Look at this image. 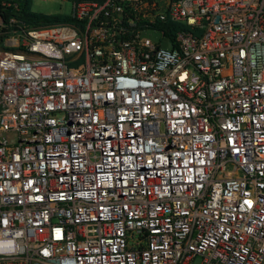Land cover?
I'll return each mask as SVG.
<instances>
[{
	"label": "built area",
	"instance_id": "1",
	"mask_svg": "<svg viewBox=\"0 0 264 264\" xmlns=\"http://www.w3.org/2000/svg\"><path fill=\"white\" fill-rule=\"evenodd\" d=\"M68 17L0 16V264H264V0Z\"/></svg>",
	"mask_w": 264,
	"mask_h": 264
},
{
	"label": "trees",
	"instance_id": "2",
	"mask_svg": "<svg viewBox=\"0 0 264 264\" xmlns=\"http://www.w3.org/2000/svg\"><path fill=\"white\" fill-rule=\"evenodd\" d=\"M31 2L32 0H0V16L4 21H7L10 17H13L16 21V25H25L30 28L57 26L71 23L70 18L65 15H43L31 12ZM173 29L175 32L177 29H179V26L174 25ZM169 33V35H171L170 29Z\"/></svg>",
	"mask_w": 264,
	"mask_h": 264
},
{
	"label": "rangeland",
	"instance_id": "3",
	"mask_svg": "<svg viewBox=\"0 0 264 264\" xmlns=\"http://www.w3.org/2000/svg\"><path fill=\"white\" fill-rule=\"evenodd\" d=\"M72 9V1L68 0H32L31 12L43 15L61 14L69 16ZM151 37L153 34L149 33ZM157 35H155V38ZM163 47L167 48L166 44Z\"/></svg>",
	"mask_w": 264,
	"mask_h": 264
}]
</instances>
